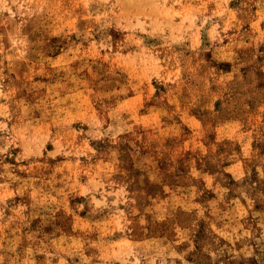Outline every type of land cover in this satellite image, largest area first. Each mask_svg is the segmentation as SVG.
Instances as JSON below:
<instances>
[{"label": "rangeland", "instance_id": "obj_1", "mask_svg": "<svg viewBox=\"0 0 264 264\" xmlns=\"http://www.w3.org/2000/svg\"><path fill=\"white\" fill-rule=\"evenodd\" d=\"M0 264H264V0H0Z\"/></svg>", "mask_w": 264, "mask_h": 264}]
</instances>
